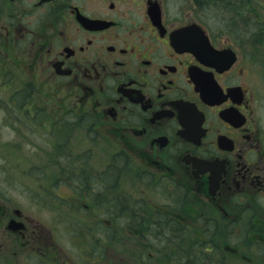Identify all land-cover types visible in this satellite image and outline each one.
I'll list each match as a JSON object with an SVG mask.
<instances>
[{"label": "flooded vegetation", "instance_id": "af4514ba", "mask_svg": "<svg viewBox=\"0 0 264 264\" xmlns=\"http://www.w3.org/2000/svg\"><path fill=\"white\" fill-rule=\"evenodd\" d=\"M177 1L0 0L1 67L21 65L32 78L12 105L43 116L66 151L59 162L93 164L75 177L59 172L74 182L59 185L73 204L42 193L69 218L60 225L69 237L59 245L61 264H74L61 261L69 247L83 250L86 264H189L178 251L160 253L178 249L188 231L206 236L201 243L211 231L219 244L264 243L260 87L246 57L204 23L179 19ZM97 155L107 162L100 171ZM115 155L137 170L123 179L109 165ZM119 179L132 194L118 191ZM26 206L0 202V264L57 262L50 226ZM119 221L128 226L116 236ZM217 244L191 245L198 256L190 264H225Z\"/></svg>", "mask_w": 264, "mask_h": 264}, {"label": "rangeland", "instance_id": "374dc122", "mask_svg": "<svg viewBox=\"0 0 264 264\" xmlns=\"http://www.w3.org/2000/svg\"><path fill=\"white\" fill-rule=\"evenodd\" d=\"M175 6L177 7L175 11L180 14L179 19L183 20L189 16L196 23H204L206 29L210 28L213 36L220 39L221 44L235 49L247 58L248 75L256 76L260 87L258 96L264 106V0H178ZM4 58V52H0V60H4ZM31 79L26 69H23L21 65L12 69L9 61L6 66L1 67L0 64V202L14 207L32 204L35 208L40 209V211L34 213L35 218L44 220L50 226L53 232L51 241L54 242L55 249L59 251L58 261L51 264H61L59 263L61 255L59 245L64 237L65 240H69V237L64 236L63 228L60 225L62 222L69 220V218L66 215H62L61 210L63 208L61 205L54 204L46 193L45 195L42 193L45 190H51L54 196H57V201L59 200L58 197H60L62 199L61 204L65 202V204L71 205L73 204V199L70 197L66 198L65 190L67 189L65 187L60 188V186H64L62 183L74 182L69 177H66L64 173L60 174L59 172L65 170L70 176L75 177L78 171L94 169H85L93 166L90 163L70 164L65 158L64 160L68 163L59 162V158L66 151L59 146L55 134L48 136L49 125H41L40 120H42L43 116L39 114L41 118H38V115L34 117L31 115L33 113V111H30L31 108H28L30 115L27 116L24 111H17L15 105H12L11 98L13 96L16 97L18 91L19 94L26 91L23 84L32 81ZM36 85L37 83L32 88H36ZM20 118L23 119L22 122H19ZM61 123L65 130L69 123L67 124L64 120ZM76 135L80 134L77 133ZM73 143L72 141L69 150L77 152L76 149L80 148V145L72 146ZM115 151L120 152V149L115 148ZM96 161H98L95 167L96 171L107 167L105 159L98 155ZM127 162L124 156L115 155L109 165L119 175H123L124 179L125 174H128L126 171L133 173L131 171L137 170L134 161L131 160L134 165L129 167H127ZM123 179H119L115 183V187L121 193L123 189L125 193L132 194V188L126 183L123 184ZM132 179H134L133 176ZM87 182H89L88 178ZM120 185L121 187H119ZM22 209L27 210V206ZM74 213H77L75 209L71 212L68 211L67 214L74 215ZM114 228L116 236L120 232L124 233L125 231V226L123 225ZM83 229L86 228L83 227ZM181 229V227L177 228V230ZM201 229L199 228V230ZM135 230L143 232L138 228H135ZM83 233L91 239L89 232L83 231ZM155 233L168 234L164 236L166 239L170 236L163 229H156ZM92 234L96 235L95 233ZM213 234L214 231H211L210 238L205 243H201L197 238L201 236L206 238L200 232H192L189 235L193 236L191 239L196 238L198 246L201 245V247L208 245V243L210 245L218 243L216 248L220 250V255L225 259V264H246V261H242L239 258L240 253L246 252L260 257L259 259L251 260L252 263L248 262V264H264V243L250 244L242 242L234 244L230 242L226 244L227 247L223 250L222 248H225L226 245L215 241L212 237ZM83 238L80 237L81 240ZM180 243H185V240L178 242L179 247L176 250H168L167 246H162V252L160 253L178 251L176 254L178 262L189 261V264L190 260L195 262L198 256L196 255L197 250H191L190 244L185 243V245H182ZM53 248L50 256L58 252L53 253ZM147 251L150 252V250ZM85 257L86 253L83 250H79L77 247H69L68 250L62 252L61 261H65L68 258L74 264H86L84 261ZM151 263H154V260H151ZM66 264L71 263L66 261Z\"/></svg>", "mask_w": 264, "mask_h": 264}, {"label": "bare ground", "instance_id": "6f19581e", "mask_svg": "<svg viewBox=\"0 0 264 264\" xmlns=\"http://www.w3.org/2000/svg\"><path fill=\"white\" fill-rule=\"evenodd\" d=\"M17 105V104H16ZM14 106V105H13ZM17 106H20V104L18 103V105ZM119 215H122V212L121 213H119ZM119 225H123V226H128L125 222H122V221H119ZM188 234H186V235H183V234H181V237L182 238H184V240H185V243L186 244H190V245H192L193 247L194 246H196L197 245V239L196 238H194V239H191V237H193V236H190L189 235V233H191V231H188L187 232ZM197 238H199V237H197ZM199 241H201V239L199 240ZM185 243H181L182 245H185Z\"/></svg>", "mask_w": 264, "mask_h": 264}]
</instances>
